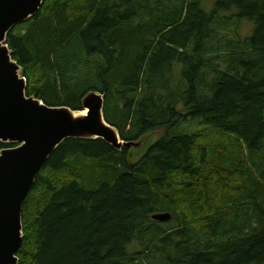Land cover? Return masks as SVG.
<instances>
[{
    "label": "trees",
    "instance_id": "1",
    "mask_svg": "<svg viewBox=\"0 0 264 264\" xmlns=\"http://www.w3.org/2000/svg\"><path fill=\"white\" fill-rule=\"evenodd\" d=\"M7 45L28 96L100 93L126 142L164 130L138 156L66 140L24 202L19 264H264V0H46Z\"/></svg>",
    "mask_w": 264,
    "mask_h": 264
},
{
    "label": "water",
    "instance_id": "2",
    "mask_svg": "<svg viewBox=\"0 0 264 264\" xmlns=\"http://www.w3.org/2000/svg\"><path fill=\"white\" fill-rule=\"evenodd\" d=\"M45 1L0 0V142L18 144L0 153V264H19L24 202L43 167L66 140L102 139L119 151L126 148L135 153L146 143V138L130 142L121 138L105 119V99L100 93H89L81 111L50 107L28 96L27 80L12 57L7 36L35 17ZM152 218L167 223L172 214Z\"/></svg>",
    "mask_w": 264,
    "mask_h": 264
},
{
    "label": "rangeland",
    "instance_id": "3",
    "mask_svg": "<svg viewBox=\"0 0 264 264\" xmlns=\"http://www.w3.org/2000/svg\"><path fill=\"white\" fill-rule=\"evenodd\" d=\"M216 1L217 0H203V8L206 11H211V9L214 7ZM254 27L255 26L252 22L242 20L241 24L237 28L236 34L241 36L242 38L251 37V35L253 34V31H254ZM21 76L23 77L22 74H21ZM163 132H164V130H160V131H157V132L149 135L148 137H144V138H146L145 148L143 147L144 149H141L139 152H136V153L134 152V153L137 156L142 155L146 151L148 146L153 144L155 141L158 140V138H160L162 136ZM129 150H131V149H129ZM1 151H0V153H1ZM136 248H138V245L136 243H134L128 247V250H129V252H135Z\"/></svg>",
    "mask_w": 264,
    "mask_h": 264
},
{
    "label": "bare ground",
    "instance_id": "4",
    "mask_svg": "<svg viewBox=\"0 0 264 264\" xmlns=\"http://www.w3.org/2000/svg\"><path fill=\"white\" fill-rule=\"evenodd\" d=\"M86 112L82 113V114H85Z\"/></svg>",
    "mask_w": 264,
    "mask_h": 264
}]
</instances>
